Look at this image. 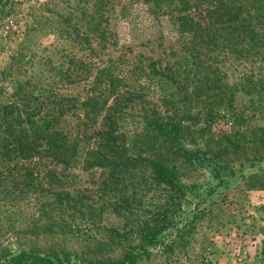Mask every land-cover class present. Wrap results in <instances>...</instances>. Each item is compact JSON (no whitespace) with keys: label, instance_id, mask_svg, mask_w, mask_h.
I'll return each mask as SVG.
<instances>
[{"label":"trees","instance_id":"obj_1","mask_svg":"<svg viewBox=\"0 0 264 264\" xmlns=\"http://www.w3.org/2000/svg\"><path fill=\"white\" fill-rule=\"evenodd\" d=\"M134 1L151 7L153 14L167 15L178 34V51L171 49L156 60L131 53L109 28L111 1L91 4L84 0L80 16L84 28L79 31L72 24L67 38L85 44L78 49L82 52H92L89 40L94 39L106 58L97 66L73 55L65 70L48 66L46 72L53 77L40 74L31 89L29 83L24 82V88L17 82L6 100L0 95V232L78 234L81 225L88 231L97 227L106 209L122 219L135 216L142 208V197L153 192L146 218L124 222L135 234V245L129 244L116 260L79 264H140L153 252L183 248L192 229L189 215L181 211L186 188L177 176L178 164L193 166V152L186 146L191 138L186 124H193V136L198 134L200 139L204 128L222 118L239 122L242 113L235 100L241 95L250 97V105L256 102L264 109V0ZM161 60L166 61L159 66ZM227 65L234 72L232 80L225 72ZM244 66L250 70L243 72ZM80 81L86 82L85 95L77 106L82 113L80 124L93 129L86 140L75 136L77 124L64 123V114L75 110L77 102L53 91ZM132 109L138 112V132L123 125ZM163 145L166 151L161 154L158 149ZM43 160L102 170L100 205L84 204L78 191L72 194L44 187L38 177ZM208 172L214 170L209 167ZM211 193L210 189L206 195ZM20 203L31 204L36 217L28 230L16 232V224H21L15 222V206ZM110 232L118 237L129 235ZM0 264L75 262L61 250L12 253L0 244Z\"/></svg>","mask_w":264,"mask_h":264},{"label":"rangeland","instance_id":"obj_2","mask_svg":"<svg viewBox=\"0 0 264 264\" xmlns=\"http://www.w3.org/2000/svg\"><path fill=\"white\" fill-rule=\"evenodd\" d=\"M83 1H0V95L3 99H7L17 82L20 85L27 82L28 89H31L32 83L41 79L40 74L53 77L52 73L46 72L49 65L61 70L69 68L68 61L73 55L97 66L106 58L105 54L99 53L94 39L89 40L92 52H82L78 49L85 44L71 43L67 38L66 33L71 31L72 24H76L79 31L84 28L80 19ZM109 1L112 5L108 10L109 28L117 34L119 44L131 49V53L156 60L165 57L171 49L174 52L180 49L176 44L178 34L167 15L153 14L151 7L134 0L130 3ZM94 2L90 0L91 4ZM165 61L161 60L159 66ZM242 70L246 72L250 67L244 66ZM225 72L232 80V67L227 65ZM85 88L86 82L80 81L56 87L53 91L61 97L72 98L77 107L85 95ZM250 100L244 95L235 100V107L242 113L239 122L222 118L214 126L204 128L200 139L198 134L193 136V124H186L191 134L186 146L193 152V166L178 164L177 176L186 188L181 211L185 212L184 216L189 215L192 229L183 248L165 254L153 252L140 264H264V109L256 102L255 105L247 103ZM256 104L259 111L254 110L255 114H252ZM129 112L124 127L128 131H140L138 112L136 109ZM81 115L77 107L64 114V123L68 126L77 124L75 136L86 140L93 129L80 124ZM165 151L164 145L158 149L161 154ZM167 156L173 158L171 154ZM206 164L214 170L212 174ZM38 171L41 184L51 191L64 190L72 194L78 191L84 204L100 205L102 170H82L79 164L63 167L43 160ZM210 189L212 193L207 196ZM145 195L141 199L140 212L127 219L106 209L101 213L97 227L89 231L81 225L78 234L67 236L0 232V244L12 253L30 249L42 253L61 250L75 264L87 260H116L129 244L137 243L134 232H129L124 222L146 218V211H151L149 204L153 192ZM197 203L198 212L192 218ZM15 208H18L15 222L21 224H16L19 229L15 231L28 230L36 217L34 208L22 203ZM111 230L129 235L118 237Z\"/></svg>","mask_w":264,"mask_h":264}]
</instances>
